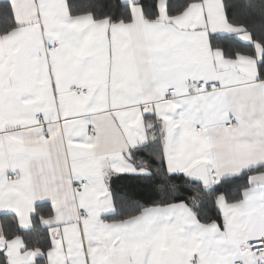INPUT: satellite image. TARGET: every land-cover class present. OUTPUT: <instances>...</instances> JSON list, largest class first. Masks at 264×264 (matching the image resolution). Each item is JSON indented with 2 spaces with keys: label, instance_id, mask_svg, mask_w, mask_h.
Instances as JSON below:
<instances>
[{
  "label": "snow or ice",
  "instance_id": "snow-or-ice-1",
  "mask_svg": "<svg viewBox=\"0 0 264 264\" xmlns=\"http://www.w3.org/2000/svg\"><path fill=\"white\" fill-rule=\"evenodd\" d=\"M0 264H264V0H0Z\"/></svg>",
  "mask_w": 264,
  "mask_h": 264
}]
</instances>
